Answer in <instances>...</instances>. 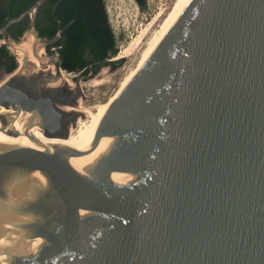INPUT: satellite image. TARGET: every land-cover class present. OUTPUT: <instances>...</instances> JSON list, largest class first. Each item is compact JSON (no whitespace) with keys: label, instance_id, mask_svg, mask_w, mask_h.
I'll return each mask as SVG.
<instances>
[{"label":"water","instance_id":"water-1","mask_svg":"<svg viewBox=\"0 0 264 264\" xmlns=\"http://www.w3.org/2000/svg\"><path fill=\"white\" fill-rule=\"evenodd\" d=\"M45 2L0 29L30 17L56 67L0 84V132L35 142L80 96L53 85ZM0 264H264V0H188L81 151L0 143Z\"/></svg>","mask_w":264,"mask_h":264},{"label":"trees","instance_id":"trees-1","mask_svg":"<svg viewBox=\"0 0 264 264\" xmlns=\"http://www.w3.org/2000/svg\"><path fill=\"white\" fill-rule=\"evenodd\" d=\"M38 0H0V29L9 20L20 16ZM145 10L147 0H135ZM31 18L9 29L11 38L21 42L28 32ZM62 37L49 47L58 48L61 68L67 73L97 75L104 65H112L119 56V42L111 25L106 0H46L35 19V32L41 39ZM18 69L16 57L8 46L0 49L1 70L13 73Z\"/></svg>","mask_w":264,"mask_h":264},{"label":"rangeland","instance_id":"rangeland-1","mask_svg":"<svg viewBox=\"0 0 264 264\" xmlns=\"http://www.w3.org/2000/svg\"><path fill=\"white\" fill-rule=\"evenodd\" d=\"M176 1L147 0V7L143 10L135 0H106L110 22L118 38L120 49V59L113 60H122L121 66H103L97 75L94 72L83 75L63 71L64 77H69L75 88L70 89L64 80L57 83L58 86L57 84L54 86L68 90L73 95L79 91L81 105L84 107L98 106L108 102L137 69L144 51L159 33L161 25ZM8 41L7 46L15 55L12 44L16 41ZM17 63L19 68L18 60ZM10 75L6 72L1 73L0 83L7 80ZM74 105L76 107L78 104H69L73 107ZM75 113L78 117L84 118L83 114Z\"/></svg>","mask_w":264,"mask_h":264},{"label":"bare ground","instance_id":"bare-ground-1","mask_svg":"<svg viewBox=\"0 0 264 264\" xmlns=\"http://www.w3.org/2000/svg\"><path fill=\"white\" fill-rule=\"evenodd\" d=\"M188 0H177L171 9L170 13L167 15L163 24L161 25V29L159 33L152 39V42L144 51L141 61L137 67V69L133 72L131 77L127 80V82L116 92V94L106 103L93 107H84L81 105V98L77 100V104L73 106H65L62 109L65 112L69 113H80L84 115V118L78 117L77 123L75 126H70V135L67 139H49L50 135H45V133L41 132L38 128L34 129V137L38 136L42 142H35L32 140H26L24 138H18L14 136H10L3 132H0V143L12 145L16 147H24V148H36V149H77L80 150L84 147V145L88 142V140L92 137V135L96 132L102 118L108 112L112 104L119 98V96L124 92L125 88L131 83L134 77L138 74V72L145 66L153 52L160 45L162 40L171 30L174 25L177 17L182 12L185 4ZM26 34L23 37V40L20 43H13L12 49L16 55V58L19 62V68L17 73H26L32 76L37 72H46L47 70L52 71L53 74L56 72V67L54 64H48V60L45 57V44L38 40L37 37L33 33ZM151 41V40H150ZM34 51L38 56L34 55ZM29 60V65L24 67V60ZM120 59V56L114 58ZM48 67V68H46ZM33 73V74H32ZM64 72L62 71L60 78L53 83L56 85L60 83L61 80L68 83L70 89L75 88L73 82L69 77H64ZM35 76V75H33ZM70 76V75H69ZM34 80V79H33ZM41 81L38 78H35L34 83L38 84ZM4 82V81H3ZM2 82V83H3ZM1 84V83H0ZM58 86V84H57ZM6 111L4 108H0V114H4ZM15 128L21 129L23 126V122H15ZM77 158H73V163L76 164Z\"/></svg>","mask_w":264,"mask_h":264},{"label":"flooded vegetation","instance_id":"flooded-vegetation-1","mask_svg":"<svg viewBox=\"0 0 264 264\" xmlns=\"http://www.w3.org/2000/svg\"><path fill=\"white\" fill-rule=\"evenodd\" d=\"M35 30V29H34ZM0 40H1V37H0ZM8 40H13L12 38H11V36H10V33H9V36H8ZM14 41V40H13ZM7 46V45H6ZM5 46V47H6ZM4 47V48H5ZM50 47V46H49ZM49 47L47 48V52L50 54V51L53 49V48H56V47H53L52 49H49ZM1 49V48H0ZM58 51V50H57ZM58 53V52H57ZM3 72H6L5 70H1V73H3ZM59 91H61L62 92V94H63V98H65L66 100H70L69 102H71L72 101V99L73 98H75V95H73L72 93H70L68 90H59ZM80 95V94H79ZM67 126H65V128H66ZM69 130H70V127H67Z\"/></svg>","mask_w":264,"mask_h":264}]
</instances>
